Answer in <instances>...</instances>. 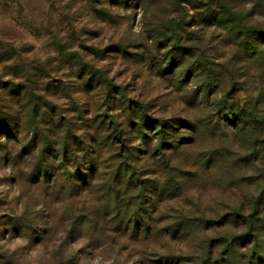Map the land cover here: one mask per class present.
Masks as SVG:
<instances>
[{
    "label": "rangeland",
    "instance_id": "obj_1",
    "mask_svg": "<svg viewBox=\"0 0 264 264\" xmlns=\"http://www.w3.org/2000/svg\"><path fill=\"white\" fill-rule=\"evenodd\" d=\"M230 20L264 32V0H0V264H262L264 48L230 37ZM120 95L148 117L199 122L236 106L253 122L205 128L194 155L214 167L199 161L145 242L101 236L106 210L37 184L18 144L38 120L43 136L53 115L78 122Z\"/></svg>",
    "mask_w": 264,
    "mask_h": 264
},
{
    "label": "trees",
    "instance_id": "obj_2",
    "mask_svg": "<svg viewBox=\"0 0 264 264\" xmlns=\"http://www.w3.org/2000/svg\"><path fill=\"white\" fill-rule=\"evenodd\" d=\"M226 23L232 26L230 37L243 43L254 38L264 48V32H248L237 20ZM259 52L258 47L251 46L247 53L257 56ZM116 99L117 103L107 101V107L113 103L117 108L102 111L101 104V109L98 107L89 118L78 122L65 124L53 115L46 122L43 136L35 117L38 126L35 122V128L18 144L22 145L32 169L30 175L37 184L48 192L63 187L69 199L106 210L103 223L99 222L101 236L115 239L125 234L137 240H150L157 235L155 220L161 205L179 197L177 193L184 190L187 181L191 182L189 178H194L198 166L207 165L210 171L215 165L209 154L204 159L194 155L195 150L201 149L205 128L218 130L230 125L234 131L244 132L253 122L250 115L236 106L227 108V114L198 122L148 117L142 105L122 95ZM44 118L42 113L41 119ZM2 130L10 141L21 134L14 122L5 124ZM28 137L37 144L35 148L29 146ZM181 169L188 170L187 177L183 178ZM121 199L124 201L120 202ZM135 207L137 216L131 215Z\"/></svg>",
    "mask_w": 264,
    "mask_h": 264
}]
</instances>
